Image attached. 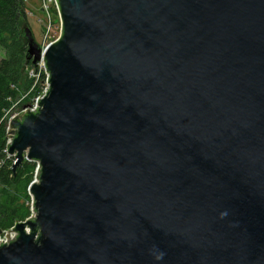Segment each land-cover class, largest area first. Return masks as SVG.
Masks as SVG:
<instances>
[{"label": "water", "instance_id": "1", "mask_svg": "<svg viewBox=\"0 0 264 264\" xmlns=\"http://www.w3.org/2000/svg\"><path fill=\"white\" fill-rule=\"evenodd\" d=\"M57 1L59 39L22 31L51 89L10 122L41 167L0 264H264V0Z\"/></svg>", "mask_w": 264, "mask_h": 264}, {"label": "trees", "instance_id": "2", "mask_svg": "<svg viewBox=\"0 0 264 264\" xmlns=\"http://www.w3.org/2000/svg\"><path fill=\"white\" fill-rule=\"evenodd\" d=\"M56 22V21H55ZM29 26L25 0H0V228L6 229L30 215V197L27 187L31 173L36 168L32 160L24 159L13 169L14 158L8 157L6 112L15 102L23 106L40 90L30 76L32 64L27 60L28 44L22 35L23 27Z\"/></svg>", "mask_w": 264, "mask_h": 264}, {"label": "built area", "instance_id": "3", "mask_svg": "<svg viewBox=\"0 0 264 264\" xmlns=\"http://www.w3.org/2000/svg\"><path fill=\"white\" fill-rule=\"evenodd\" d=\"M41 3V10L43 12H45V14H47L50 18V21L47 25V38L49 40H44L43 43L40 45L42 46L43 49L47 48L49 46V44H51L52 42H54L55 40L59 39L62 35V31H63V25H62V19H61V14H60V7L58 4L57 0H40ZM51 16H56L58 19L56 20V22L51 20ZM30 75L31 77H34L35 81L41 82V90L40 92L33 97V99L26 103L23 106H17L21 100L25 97L23 96L20 100L15 102V105L9 109L4 118L7 119L8 122V126H7V133H8V137H7V147L5 149V152L8 154V157L13 156L15 157L14 154H10L9 153V147H10V143L13 141V135H12V130H13V126L11 125V121L16 118L20 113L23 112H33L35 109H39L40 105L39 103L44 99V97L47 95V93L50 91L51 89V81H50V72L47 70L46 67V63L44 61V59L42 58L39 62H38V66L37 69L32 65V68L30 70ZM10 131V132H8ZM16 161V157L14 162ZM34 161V163H36V181L39 179V172H40V167H41V163L38 160H32ZM1 164V163H0ZM35 181V182H36ZM35 201L34 197L31 194V203H33ZM31 211L33 213V216L36 215V211H34V206H31ZM29 218V217H28ZM27 218V219H28ZM26 219V220H27ZM24 220V221H26ZM24 221H19V222H24ZM16 226V223L6 229H2V232L0 234V243H2V245H7L9 244L8 240L10 239H15V234H18L17 231H10L13 230ZM31 230L29 227H26V233H30Z\"/></svg>", "mask_w": 264, "mask_h": 264}, {"label": "rangeland", "instance_id": "4", "mask_svg": "<svg viewBox=\"0 0 264 264\" xmlns=\"http://www.w3.org/2000/svg\"><path fill=\"white\" fill-rule=\"evenodd\" d=\"M25 2H26V7L28 8V22H29V27L32 30L33 35H34L36 41L39 44L40 43L42 44L44 40H49V38L48 39H45V38H47V32H48L47 25H48V23L50 21V18H49V16L47 14H45V12H43L41 10L40 0H25ZM57 19L58 18L56 16H51V20L52 21L55 22ZM3 53L4 52H3L2 48L0 47V56H2ZM36 83L41 84L40 81L36 82L34 80V85ZM24 96L26 97V95H24ZM13 158L15 160V157H13ZM35 176H36V169L32 171L31 178H30V182H29V185L27 187V190H28V194H29L30 199H31V192L29 190V186H30L31 183H33V182L36 181ZM30 203H31V200H30ZM30 203H28L29 204V208H30ZM30 216H33V213L31 211V208H30V215H29V217Z\"/></svg>", "mask_w": 264, "mask_h": 264}]
</instances>
